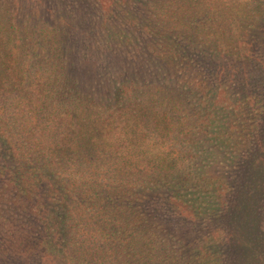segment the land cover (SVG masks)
<instances>
[{"label":"trees","instance_id":"trees-1","mask_svg":"<svg viewBox=\"0 0 264 264\" xmlns=\"http://www.w3.org/2000/svg\"><path fill=\"white\" fill-rule=\"evenodd\" d=\"M76 1L84 4L85 12L93 10L91 0ZM114 1L106 8L104 26L97 29L101 42L105 41L98 47L103 57L98 55V61L87 57L84 69L76 58V51L84 48L81 40L72 42L63 35L58 44L44 45L46 36L40 34L44 31L37 38L36 27L27 28L22 22L15 27L0 20V264H115L110 251L113 245L106 247L108 241L99 251L101 261H96L92 232L102 225L112 236L121 234L122 226L117 225L122 215L133 214L137 195L163 203L170 218L172 209L179 214L189 212L196 221L215 220L221 226L217 233L222 235L216 236L223 237V242L212 243L205 232L207 240L184 242L181 263L172 258L168 264H264V117L250 125L248 119H240L245 118L244 111L238 119H231L240 112L228 110L216 122L197 119L195 133L201 128L211 133L206 134L210 145L219 151L190 150L182 157L183 170L157 178L156 184L143 180L133 186L122 180V158L118 160L117 151L110 150L103 135L98 137L99 127L85 123L84 128V121L77 119L79 125L62 123L68 114H78L79 108L81 119H89L91 106L108 104L107 99L82 91L88 87L84 83L87 76L89 90L94 91L97 82L98 87L102 85L104 61L122 44L120 26L109 21L122 16ZM261 50L264 46H256L253 52L259 57ZM262 58H256L251 68L256 88L264 87ZM116 84L119 91L122 80ZM255 100L262 117V102ZM200 108L198 112H210L205 105ZM228 112L229 119H225ZM28 119L38 120L30 121L25 129ZM248 128L251 134L246 136ZM187 138L185 148L205 145L193 135ZM212 163L219 169L217 175L205 169ZM110 181L120 189L112 190ZM162 190L169 194L162 196ZM129 195L131 200H126ZM128 202L132 212H123ZM131 218L132 223L137 220ZM141 225L146 236L153 234L147 221L135 223L128 232L136 234Z\"/></svg>","mask_w":264,"mask_h":264},{"label":"rangeland","instance_id":"rangeland-1","mask_svg":"<svg viewBox=\"0 0 264 264\" xmlns=\"http://www.w3.org/2000/svg\"><path fill=\"white\" fill-rule=\"evenodd\" d=\"M63 1L66 3L62 0H0V20L15 27L21 22L27 28L36 27L38 32L35 31L34 36L37 38L38 33L44 31V34L40 33L46 36L44 45L55 41L58 44L64 39L63 35L72 42L81 40L84 48L76 51V58L84 69L87 57L92 56L97 61L98 57H103L98 47L104 46L105 41L101 42L97 29L104 26L106 8L112 0L89 1L93 8L90 13L84 11L85 6L79 5L80 1ZM261 1H114L115 10L122 16L109 21L110 25L120 26L122 44L116 46L114 55L107 56L108 62L104 61L102 85L98 87L97 82L94 91L89 90L91 80L87 76L84 83L88 87L82 91L97 99H107L108 104L91 106L89 119H81L79 108L78 114L73 117L68 114L62 123L73 121L79 125L74 121L77 119L84 121V128L85 123L99 127L98 137L103 135L111 144L110 150L117 151L118 160L122 158V180H128L130 186L139 185L143 180L156 184L161 177L183 170L182 157L190 150L198 153L219 151L210 145L207 135L211 133L202 128L195 133L193 128L197 119H214L216 122L228 110L240 112L231 119H238L244 111L246 116L240 119H248L250 125L255 119L264 117V87L256 88V79L251 74L254 60L264 58V50L259 57L253 52L256 46H264V0ZM233 45L241 51L245 49L244 54ZM121 80L122 86L116 91V83ZM255 99L262 102V117L258 115ZM204 105L210 112H198ZM229 112L225 119H229ZM37 120L25 121V129L30 121ZM249 130H246V136L251 134ZM189 135L205 145L185 148ZM116 166L119 171L120 163ZM205 169L210 175L219 173L214 163ZM110 183L109 187L120 189L114 182ZM222 187L226 186L221 184ZM237 187L235 184V190ZM219 193L222 195V190ZM160 194L165 197L169 193L162 190ZM134 198L138 201L133 214L122 215V221L117 225L118 228L122 226L121 234L112 236L110 230H102V225L92 232L97 242L94 245L98 252L97 262L101 261L99 251L113 245L110 251L115 254V264H168L172 258L181 263L184 242L195 244L210 237L212 243L224 241L223 237L217 239L216 234H222L217 233L221 226L215 220L196 221L189 212L179 214L172 209L170 218L160 201L156 203L151 196L143 195ZM125 199L131 200L130 195ZM130 207V202L126 203L123 212L125 209L130 211ZM132 216L137 217L134 223L130 221ZM144 221L153 227V234L146 236L142 225L136 229V234L128 232L135 223L144 224ZM111 222L116 224V220ZM128 222L129 227L126 226ZM163 227L166 231H162ZM205 232H209L208 238H205Z\"/></svg>","mask_w":264,"mask_h":264}]
</instances>
